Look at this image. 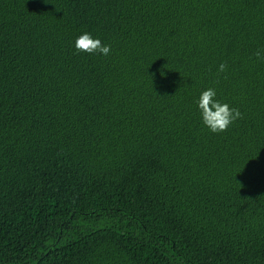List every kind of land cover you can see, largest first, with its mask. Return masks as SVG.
<instances>
[{
  "label": "trees",
  "instance_id": "1",
  "mask_svg": "<svg viewBox=\"0 0 264 264\" xmlns=\"http://www.w3.org/2000/svg\"><path fill=\"white\" fill-rule=\"evenodd\" d=\"M258 50L264 0H0V264H264Z\"/></svg>",
  "mask_w": 264,
  "mask_h": 264
},
{
  "label": "clouds",
  "instance_id": "2",
  "mask_svg": "<svg viewBox=\"0 0 264 264\" xmlns=\"http://www.w3.org/2000/svg\"><path fill=\"white\" fill-rule=\"evenodd\" d=\"M75 48L77 52L87 54L108 56L111 53L110 45H103L100 39L93 38L90 33L80 35L75 41ZM255 55L257 58L264 59L261 50H258ZM226 70V64L219 66L220 72H225ZM216 95L215 89L209 88L201 93L197 104L201 111L204 125L213 133H221L226 132L236 120L242 118V114L238 109L230 107L229 104L221 103L216 99Z\"/></svg>",
  "mask_w": 264,
  "mask_h": 264
}]
</instances>
